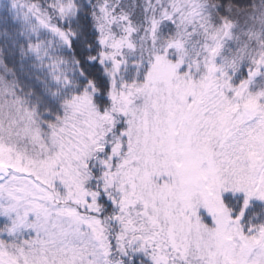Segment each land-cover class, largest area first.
Returning <instances> with one entry per match:
<instances>
[{"label":"snow or ice","instance_id":"6c2138e0","mask_svg":"<svg viewBox=\"0 0 264 264\" xmlns=\"http://www.w3.org/2000/svg\"><path fill=\"white\" fill-rule=\"evenodd\" d=\"M0 264H264V0H0Z\"/></svg>","mask_w":264,"mask_h":264}]
</instances>
